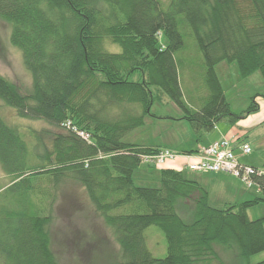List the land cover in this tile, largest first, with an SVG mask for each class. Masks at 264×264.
I'll return each instance as SVG.
<instances>
[{
  "label": "trees",
  "instance_id": "trees-1",
  "mask_svg": "<svg viewBox=\"0 0 264 264\" xmlns=\"http://www.w3.org/2000/svg\"><path fill=\"white\" fill-rule=\"evenodd\" d=\"M0 19L32 88L21 93L0 74V102L51 127L31 132L30 149L0 112V167L11 176L0 188V264H60L51 209L67 181L83 188L119 245L102 264H251L248 258L264 251V217L246 214L264 197L217 208L197 180L169 167L160 168L157 187L138 186L133 173L142 157L162 148L123 142L162 97L181 110L196 140L258 109L252 97L233 113L215 66L234 62L241 77L259 71L264 82V0H0ZM188 40L207 84L196 110L179 84ZM252 180L264 195V177ZM180 209L190 210V222ZM151 225L165 236L163 258L147 248Z\"/></svg>",
  "mask_w": 264,
  "mask_h": 264
},
{
  "label": "rangeland",
  "instance_id": "rangeland-1",
  "mask_svg": "<svg viewBox=\"0 0 264 264\" xmlns=\"http://www.w3.org/2000/svg\"><path fill=\"white\" fill-rule=\"evenodd\" d=\"M10 28L0 19V74L13 82L21 93L31 91V75L22 62L21 52L9 41ZM182 55L184 65L179 69V84L184 100L189 108L200 107L207 95L205 67L201 56L192 47ZM114 50V48H110ZM176 57L177 54H176ZM215 72L223 88L226 101L233 113H240L251 104L252 97L257 103V110L242 118L247 129L244 137L251 151L243 155L235 148L233 153L239 162L260 170H264V82L259 71L247 77H241L234 62H220L215 66ZM206 94V95H205ZM162 102L151 105L149 114L144 117L141 127L123 137L125 143H137L148 146H159L172 154L196 150L210 144L219 138L215 128L196 140L187 120L181 119V110L168 97H162ZM1 114L11 123L19 126L20 132L32 149L34 145L31 132L51 128L40 120L20 118L12 107L0 102ZM109 117H117L118 110H110ZM107 114V115H108ZM222 123V121H221ZM220 124V123H219ZM235 125V124H234ZM236 128V125L234 126ZM251 128L252 130L248 129ZM225 139H231L229 136ZM188 160L182 157L167 159L163 165H148L142 162L133 173L134 183L138 186L157 187L159 171L162 166H176L184 177L197 180L208 191L210 204L223 208L230 203H241L256 197H264L257 186L234 177L224 171H192L188 168ZM218 172H220L218 174ZM11 181V176L2 172L0 167V188ZM184 220L190 222V210L180 209ZM246 214L254 220L264 217V201L247 207ZM51 244L60 264H102L110 257V253L119 251L111 229L94 211L83 188L71 181L60 185L55 202L51 209ZM264 226V225H263ZM148 250L156 258L166 255V240L159 227L151 225L144 231ZM264 260V251L251 255L249 263Z\"/></svg>",
  "mask_w": 264,
  "mask_h": 264
},
{
  "label": "built area",
  "instance_id": "built-area-1",
  "mask_svg": "<svg viewBox=\"0 0 264 264\" xmlns=\"http://www.w3.org/2000/svg\"><path fill=\"white\" fill-rule=\"evenodd\" d=\"M64 126L76 132L84 140H88V134L83 131H79L73 126L71 127L69 123H65ZM231 142L229 139L217 140L192 153V161L189 163L188 168L192 171L228 172L250 186L251 182H253L252 177L257 176V171L255 168L242 164L237 160L230 145ZM239 149L243 155L251 151L247 144H242ZM173 157V154L169 151L161 150L154 155H145L142 159L145 162L162 165L167 159H172Z\"/></svg>",
  "mask_w": 264,
  "mask_h": 264
},
{
  "label": "crops",
  "instance_id": "crops-1",
  "mask_svg": "<svg viewBox=\"0 0 264 264\" xmlns=\"http://www.w3.org/2000/svg\"><path fill=\"white\" fill-rule=\"evenodd\" d=\"M244 122H246V121H241V119L238 120L237 122H235L234 124L236 125V128L234 127L235 126L234 124H229L227 121H222V123L219 122L220 124L218 123L216 125V127H215V130L219 134V138H216L213 141H216L218 139L225 138V137L229 136L231 138L230 140L233 142L232 143L233 150L235 148H238V144L241 143V142H245V140H243V139H244V137H247V134L244 132L247 129V125ZM248 129L252 130L251 128H248ZM213 141H211V142H213ZM196 150L198 151L199 149H196ZM183 159L185 161L188 160L187 158H183ZM188 162H189V160H188ZM185 165H187V164H185ZM165 167L174 168V169H177V170L180 169V168H176V166H172V167L165 166ZM219 173L220 172H218V174ZM204 174H210V173L205 171Z\"/></svg>",
  "mask_w": 264,
  "mask_h": 264
},
{
  "label": "bare ground",
  "instance_id": "bare-ground-1",
  "mask_svg": "<svg viewBox=\"0 0 264 264\" xmlns=\"http://www.w3.org/2000/svg\"><path fill=\"white\" fill-rule=\"evenodd\" d=\"M223 139H225V138H221V139H218V141H221V140H223ZM232 143L233 142H231L230 143V145H231V147L233 148V146H232ZM242 144H247L248 145V143H246V142H241V143H239L238 144V148H240L241 147V145ZM249 146V145H248ZM163 150H165V149H163ZM173 158H175V157H177V156H179V157H183V158H187L188 160H189V162L187 163V166L189 165V163L192 161V159H191V154L189 153V152H187V151H185V152H182L181 154H179V155H175V154H173ZM191 160V161H190ZM145 162V161H144ZM147 164H153V163H150V162H146ZM165 163V162H164ZM163 163V164H164ZM162 164V165H163ZM162 167H165V166H162ZM254 168V167H253ZM256 169V171H257V176L258 177H264V170H260V169H257V168H255Z\"/></svg>",
  "mask_w": 264,
  "mask_h": 264
}]
</instances>
